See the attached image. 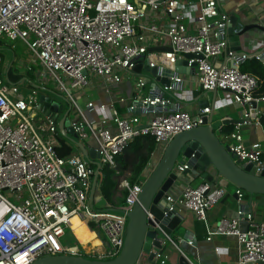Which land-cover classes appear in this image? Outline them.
I'll list each match as a JSON object with an SVG mask.
<instances>
[{"label": "built area", "instance_id": "1", "mask_svg": "<svg viewBox=\"0 0 264 264\" xmlns=\"http://www.w3.org/2000/svg\"><path fill=\"white\" fill-rule=\"evenodd\" d=\"M229 22L218 0H0V40L21 41L39 66L36 71L27 64L25 71L17 72L29 79L27 87L0 77V264H32L40 257L63 253L80 255L78 248L73 250L74 245L62 241L73 214L90 229L104 233L105 248L97 256L115 257L125 236V213L89 208L94 166L74 143L69 155H57L61 114L39 104L41 91L31 84L48 88L49 79L67 99L69 126L78 141L98 152L100 169H115V188L127 191L117 207L124 212L131 210L164 145L174 135L203 125L221 107L240 106L242 122L225 133L220 119L216 135L222 143L226 139L224 144L239 161L253 164L254 174L264 175V131L260 140L250 143L240 132L243 125L261 126L264 94L254 95L256 78L239 70L249 58L264 66V47L262 53L236 54L228 48ZM159 46L171 50L148 51ZM185 53L193 55L184 67L192 69L195 88L226 92L224 102H213L192 114L176 99L187 93L190 79H184V74L170 75L161 89L142 76L144 65L173 71ZM219 57L223 63L216 64ZM139 59L137 74L132 68ZM122 81L131 82V96L96 100L94 91L109 96L111 85ZM145 135L153 137L155 147L143 177L131 185L116 169V157L132 140ZM224 193L223 187L202 182L185 185L177 198H167L205 221L207 210ZM236 193L240 200L242 195ZM254 207L239 204L235 217H221L206 228L208 240L218 234L236 237L238 264L264 263V220ZM167 240L184 255L181 239ZM156 257L155 264H165V255Z\"/></svg>", "mask_w": 264, "mask_h": 264}, {"label": "water", "instance_id": "2", "mask_svg": "<svg viewBox=\"0 0 264 264\" xmlns=\"http://www.w3.org/2000/svg\"><path fill=\"white\" fill-rule=\"evenodd\" d=\"M233 22L234 18L231 17L228 30L233 26ZM254 28L264 31V27L259 24H244L236 32V36H241L246 31ZM228 48L234 50L236 54L245 53L241 51L239 46H234L232 42L229 43ZM157 50L170 51L171 48L169 46L148 48L149 52ZM262 52L263 49L257 53ZM182 55L185 59H177L173 71L158 69L156 67L148 68L144 65L143 69L148 72L147 77L153 82V86L156 89L166 86L169 83L168 77L174 73L183 74L192 72V69L185 68L184 66L186 59L193 55L189 53ZM138 61L132 68L133 72L137 74L141 71V59ZM7 71L8 69L5 72L6 77ZM158 72L160 75H157ZM31 85L39 88L41 91L39 104L49 111L58 115L63 112V106L58 99L68 105V109L58 119V132L63 137L70 135L73 139H77V135L69 126L67 115L70 105L67 99L54 89L40 87L35 84ZM211 92L214 95L216 90H212ZM213 102L214 99L210 102H201L200 108L208 104L212 106ZM139 104L138 101H134L135 106H139ZM251 104L255 105L253 101ZM196 119L197 116L192 117V120ZM235 122H242V119H237ZM73 143L78 146L86 161L94 166V174L87 198L89 208L92 211L126 214L127 222L123 245L115 257L107 260L84 257L81 254L63 253L40 257L32 264H136L143 254H146L149 260H153L156 255H161L164 252L167 247L165 240L168 238L172 239V231L181 222V215L176 210L174 202L167 198L169 189L179 179L180 175L191 178L190 176L193 172H198L190 180L207 182L210 186L219 185L224 189H228L231 186L237 189L232 193L234 197L237 196L236 192L241 195L246 194L248 201L255 198L256 200H260V204L264 206L263 173L260 175L254 174L253 164H245L239 161L229 151L228 147L216 135L211 124V115L203 125H198L174 135L164 145L154 166L146 175L135 203L131 210L127 212L117 207L95 208V203L98 201L99 196L97 190L98 174L100 171V165L97 162L98 152L93 148L86 149L78 139ZM177 164H183V169L178 170ZM250 203H247L246 206H249ZM177 264L190 263L184 255L180 254L177 258Z\"/></svg>", "mask_w": 264, "mask_h": 264}, {"label": "crops", "instance_id": "3", "mask_svg": "<svg viewBox=\"0 0 264 264\" xmlns=\"http://www.w3.org/2000/svg\"><path fill=\"white\" fill-rule=\"evenodd\" d=\"M218 3L220 8L229 14V19L231 17L234 18V24H232L233 26L228 30V46L229 43L232 42L234 43V46H239L241 51H244L246 54L256 53L259 50H262L264 47V31L254 28L246 31L238 37L236 36V32L239 31L241 25L244 24L254 23L264 27V2L262 0H218ZM223 60V57H219L215 59V63H223ZM183 74L184 79H190V81L186 83L185 90L187 93L183 94V96L181 95L182 97H177L176 99L181 102L182 108L188 112L192 114L196 113L198 109H200L201 102H210L214 99L215 105H219L228 98V93L221 90H217L214 95L211 91H200L195 88L196 85L192 82V74ZM143 77L148 80L147 76ZM130 85V81H122L119 85H111V94L109 96L102 94L99 90L94 91L93 94L98 102H105L110 98L115 99L118 96L129 97L131 96ZM83 96L84 95H82V97ZM187 100H191L189 105L185 103ZM80 102L82 103L83 100L81 99ZM117 106L121 108V106ZM241 113L242 108L240 106L221 107L212 112L211 121L214 114H217L218 120L220 121V119H222L224 121L222 131L226 133L228 131L225 129L230 126L231 130L234 123H236L235 120L240 119ZM220 124L215 130L217 134ZM263 131L262 126H256L253 124L243 125L240 127V132L244 137L245 143L260 140ZM60 136L62 137V135ZM222 141L225 144L227 143L224 137L222 138ZM197 173L198 172H193L190 177H194ZM191 178L180 175L179 179L175 181L169 189L168 195L172 198H177L185 185L195 186L202 183L200 180H190ZM98 187L99 184L97 188ZM97 190L99 195L98 200L104 201L99 188ZM236 190V188L231 186H229L228 189H225V193L222 198H220L217 203L207 210L205 221L197 219L191 210L175 206L176 210L181 215V222L172 231L171 238L176 242L181 239L179 247H181L184 256L190 264H238L237 240L234 235L218 234L214 235L210 240L206 238V228L215 225L221 217H235L239 204H244L246 206L247 203L251 202L249 205L255 206L254 208L257 210L260 218L264 219V206L260 204L261 201L256 200L255 198L248 201V196L246 194H243L241 199L238 200L237 196L234 197L232 194ZM95 207L96 209H101L103 207L118 206L112 205L111 203L107 204L104 201V206H97L95 204ZM84 226L87 225L77 221H71L69 223V229H73V231L76 229L73 232L75 236L73 240L82 253H93L96 255L94 252H100L101 248L104 250L105 244L101 243V241H94L92 233L88 232ZM241 226L244 228V223H241ZM187 240H191L192 244H187ZM165 241L167 243V247L162 253V255L167 257L165 264H177V258L180 253L169 240L166 239ZM156 259L157 257L155 256L153 260H149L147 255L143 254L140 256L136 264H155Z\"/></svg>", "mask_w": 264, "mask_h": 264}, {"label": "trees", "instance_id": "4", "mask_svg": "<svg viewBox=\"0 0 264 264\" xmlns=\"http://www.w3.org/2000/svg\"><path fill=\"white\" fill-rule=\"evenodd\" d=\"M239 70L256 78L258 86L253 92L254 95L264 94V66L259 60L255 58L246 59L242 64L239 65ZM28 77H33L32 72H28ZM23 79L29 80L27 77ZM260 122L264 130V117L260 119ZM225 130L229 131L230 126ZM154 147L155 143L152 136H140L132 140L124 152L116 157V169L119 170L121 174L124 173L123 177L128 180L129 184L132 185L139 178L143 177L141 173L149 161ZM55 150L58 156H67L71 153L72 147L69 144H63V137L60 136L59 145L55 147ZM98 181V188L104 201L107 204H110L111 193L114 191L116 186L115 169L109 168L107 166L102 167L98 174ZM81 255L84 257L96 258L90 254L88 255L81 253Z\"/></svg>", "mask_w": 264, "mask_h": 264}, {"label": "rangeland", "instance_id": "5", "mask_svg": "<svg viewBox=\"0 0 264 264\" xmlns=\"http://www.w3.org/2000/svg\"><path fill=\"white\" fill-rule=\"evenodd\" d=\"M0 57H1V70H0V77L3 79V81H6V70L7 71V77L10 82H16L19 83L21 86H26V80L23 79V75L17 74L18 71H25V67L27 64H29L32 69H36V71L39 69V66L37 62H32L29 56V52L26 49L25 45L21 41H9V40H0ZM30 60V61H29ZM142 76H148V72L146 70H143ZM30 78V77H29ZM31 79V78H30ZM48 88H52L55 91H57V86L53 83V81L49 80L47 81ZM185 86V83H184ZM62 95V94H61ZM58 99V98H57ZM60 101V104L63 106L62 110L63 112L68 109V105L63 103L62 100L58 99ZM191 100L185 101L188 105L190 104ZM62 112V113H63ZM61 113V115H62ZM71 111V116H72ZM211 124L214 128V130L217 129L218 125L220 124V121L218 120L217 114H214L213 119L211 121ZM77 139H73L70 135L67 137H63V144H73L74 141ZM147 175V174H146ZM124 176V173L121 174V177ZM120 177V178H121ZM126 190L125 189H117L115 188L114 191L111 193V204L120 206L123 203V199L126 196ZM97 206H104V201L98 200L95 203ZM87 225V224H85ZM84 228L91 232L93 235L94 241H101V243L105 244V235L100 230H92L88 226H84ZM76 230V229H75ZM74 230V231H75ZM73 229L66 228L65 235L62 239L63 243L66 245H74L76 246L75 241L73 240L74 232ZM91 256L96 257L98 259L107 260L111 259V257H107L105 255L97 256L94 254H91Z\"/></svg>", "mask_w": 264, "mask_h": 264}, {"label": "bare ground", "instance_id": "6", "mask_svg": "<svg viewBox=\"0 0 264 264\" xmlns=\"http://www.w3.org/2000/svg\"><path fill=\"white\" fill-rule=\"evenodd\" d=\"M71 221H77V222H80V223H83V224H86V222L84 221V219H82L81 217H79L77 214H73L71 217H69L67 219V226L69 228V223ZM72 249H77L78 247L77 246H71ZM79 249V248H78ZM80 250V249H79ZM81 251V250H80ZM103 252V249L101 248V251L100 252H94V253H102ZM90 254H93V253H90Z\"/></svg>", "mask_w": 264, "mask_h": 264}]
</instances>
